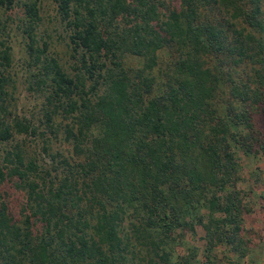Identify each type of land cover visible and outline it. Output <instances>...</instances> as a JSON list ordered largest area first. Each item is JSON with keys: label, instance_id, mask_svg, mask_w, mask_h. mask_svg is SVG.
Listing matches in <instances>:
<instances>
[{"label": "trees", "instance_id": "16d2710c", "mask_svg": "<svg viewBox=\"0 0 264 264\" xmlns=\"http://www.w3.org/2000/svg\"><path fill=\"white\" fill-rule=\"evenodd\" d=\"M52 2L70 31V75L45 41L34 47L37 0L18 18L38 65L25 78L42 98L37 123L9 109L0 39V141L37 138L49 158L16 141L1 155L0 181L23 201L18 218L0 201V264H219L218 246L238 264L253 240L237 154H264L263 0ZM59 130L69 157L48 151ZM196 224L201 260L192 245L177 251Z\"/></svg>", "mask_w": 264, "mask_h": 264}, {"label": "rangeland", "instance_id": "374dc122", "mask_svg": "<svg viewBox=\"0 0 264 264\" xmlns=\"http://www.w3.org/2000/svg\"><path fill=\"white\" fill-rule=\"evenodd\" d=\"M29 1L32 0H13L9 9L0 7V39H4L10 47V65L7 71L14 86L11 89L13 99L10 100L9 109L17 117H28L37 123L35 117L39 116L38 105L42 98L26 88L25 78L28 71L34 70L38 65L32 62V54L27 48V40L21 27L18 26V18L23 13L22 5ZM37 5L40 20L33 29L34 47L40 49L42 41H45L46 48L43 54L56 59L58 65L70 75L74 65L72 46L68 38L70 31L60 21L52 0H37ZM124 64L138 67L140 60L133 56H126ZM254 120L259 119L254 117ZM65 122L66 120L62 119L60 115L55 118V123H59L61 126ZM40 129L41 127L38 128V130ZM15 141L21 144L25 148V152L34 156L39 163L49 164V158L42 152L39 139L19 134H13L8 141H0V158L4 149L9 148ZM69 150V145L62 139L61 130L55 138L50 137L48 150L50 153L60 152L63 156L69 157L71 155ZM237 157L241 174L238 186L246 192L252 207V211L245 214L243 218L244 234L253 240L247 254L238 260V264H264V154L258 153L250 157L239 152ZM0 201L4 202L18 218L23 192L15 188L11 180L0 181ZM201 213L206 212L201 211ZM202 233L197 224L192 232L184 230L181 235L182 245L177 247V251L183 253L186 244L192 245L198 251L197 259L201 260L202 249L205 247ZM222 249L218 246L212 250L219 264H225L221 254ZM228 255L231 258L234 257L231 253Z\"/></svg>", "mask_w": 264, "mask_h": 264}]
</instances>
